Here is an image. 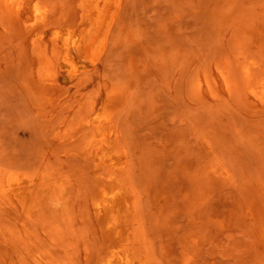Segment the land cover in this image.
Listing matches in <instances>:
<instances>
[{"label": "rangeland", "instance_id": "rangeland-1", "mask_svg": "<svg viewBox=\"0 0 264 264\" xmlns=\"http://www.w3.org/2000/svg\"><path fill=\"white\" fill-rule=\"evenodd\" d=\"M240 2H242V0H112L111 4L104 13V16L102 17V21L100 22V27L94 26L95 23L94 18L97 14L94 11V9L92 10V12L94 11L91 16L92 18L88 16L85 17L84 12L80 9L75 10L77 13L76 18L78 19L71 16L72 18L70 17V20H68L69 22H66L65 24H63V26L60 24L61 26L55 28V30H49L46 32L43 24L41 25L37 24V27L39 26L38 29L41 31L45 39L49 40L52 38L54 34H57L60 35L62 38L64 37L66 39H69L72 43L73 42L75 43V44L74 43L71 44L72 46L70 53V55L75 60V64L66 63L65 59L63 58V54L55 53L51 49L50 45H47L46 48L47 50L45 51V53L36 52L37 49H33L34 46L30 40L31 33L27 34L26 32L23 31L24 32L23 34V32L16 31L15 29L11 28L9 24H7L8 25L7 28V26H5L7 22L5 21L4 23V20L0 19L1 20L0 25L2 24L0 26V31L4 34L3 36V34L0 32V171H13L18 174H27L34 178H37L40 174L43 173H52L58 176L60 175L59 177L61 178L64 177L63 182L57 184L58 185L57 188L51 193L44 194V192L48 188V185H41V187L37 191V194H35L33 207L34 210L37 211V213H35L34 216L40 219L42 218L41 220L38 219L37 221L36 219L35 221L36 217L33 218V216L29 215L25 209L22 208L23 209L22 210L19 207H17L16 209L11 204L9 203L7 204V202H4L2 205H0V264H99L98 262H100L101 264V261H103L102 264H106L110 259L115 258L116 254L114 253V251L118 248L117 246L118 244L116 243H114L111 248L106 244L107 245L105 246L106 248L103 246L104 249H106L105 254L104 252L101 253V251L104 250L101 246L103 243H104L103 245H105V242H103L102 240V233L100 232L101 229L100 228L98 229L100 223L98 220L96 221L97 214L94 208V201L97 197L96 193L98 192V187L100 185V183H98V179L94 171L95 165L94 164L92 165L91 163L89 164V161H86V156L88 155H87V149L85 148L86 147L85 144L84 145L81 144L83 143V141L79 143L71 144L67 140L70 138L71 139L74 138L73 136L76 135L77 132L84 127L85 118L93 117L99 109L105 106L110 107V110L112 109L114 110L115 108L113 107H118L119 109L118 112L119 113L121 112L122 116L124 115L123 117L125 116L128 117L129 115V117L126 119L127 122H125L126 117L120 120L121 114L118 117L116 115L119 113L111 111L113 114V119L115 121L118 120L117 127L115 125L117 130L119 128V125L121 124L120 122L123 123L121 124L122 129L119 128L118 130L121 133L119 134L122 135V137L120 136L122 140L120 141V149L122 147V150L125 151L130 150L128 149L130 147V145L128 147V144H132L131 145L132 149L130 150L131 152L130 151L126 152L127 154L124 156V160H122V162H125V166L128 164L125 168V170L127 171H125L124 173L127 179L129 178L128 176L129 173L132 172V169L135 167L133 173H130L132 175L130 176V179L131 181H133L134 184L130 180L129 181L131 182L130 185L132 184L131 185L132 188H130V190L134 189V191L132 192H134L136 195L135 208L137 209L136 213L138 211L139 213L137 214L139 215L135 214L131 216L132 218H134V220L133 219L131 220V217L126 218L127 219L126 224L124 225V228L122 230V233H120V235L121 238L125 239L124 236H126V234H129L131 232L130 236L128 235L129 236L128 239H130L128 241L129 245L131 244V242H133V240H131L132 235H135L133 237L134 242L132 243V244L135 243L134 245H138L133 247L135 255L137 253V256H139V254H142L144 256L143 251H145V253L148 254L150 253L149 254L150 256H148V258L151 261L153 259L152 261L153 264H159L160 259H163L160 260L162 262L160 263L163 264V262H166V260L168 259V256H169V260L171 259L170 262L173 260V262H171L170 264L172 263L173 264H251L253 263L252 261H255V263L258 264H264V243L261 237V233H260L261 231L259 230L260 229V227L258 226L259 224L258 222L257 223L255 222L260 220L259 218L260 215L261 217L264 216L263 213L264 197L263 198L260 197V193L264 194V191L261 190L264 187V107H255V105L258 103L256 104L251 103L250 100L247 101L248 99L246 100L242 98V95H239L241 96L239 97L238 95H236L237 93L236 94L234 93V95L233 93H230V90L226 82L223 80L220 74V67H219L220 62H222L224 56L230 53L233 54L235 51V44L237 40L232 34L235 32L238 33V29L236 28L238 24L237 20H239V18L241 20V16L244 15L238 13L241 12L239 11L240 7H238L242 5V3ZM87 4L88 3H86L85 7L88 8ZM65 6L70 8L68 2L64 5V9L62 8L63 4L62 6L60 4L57 7L58 9L56 8L58 10L57 13L61 12V14H63L65 13V10H68V12L66 13L72 15V13H70L71 12L70 9L66 8ZM248 6L250 7L249 11L251 10V13L252 14L254 13V15L259 14L260 12L264 13L263 10L264 0H257L255 3L250 2ZM234 9L236 11H234ZM232 10L234 11L233 12L234 15L233 14L231 15ZM238 14H240L241 16L239 17ZM249 14L250 13H248V15ZM236 16L239 18L235 19ZM233 19L236 20V22L233 21ZM243 20L245 21V18ZM246 21L249 20L247 19ZM233 22L235 23V26ZM255 23L253 26L251 25L249 28H245L244 33L243 32L238 33L244 39L243 41L244 44H247V42L249 43L253 35L258 32ZM41 26H42V30L40 28ZM4 27H6V29L8 30L5 29L4 31ZM5 32L7 35L5 34ZM21 37L22 39H24L22 42L20 41L22 40ZM140 37L143 38L146 42H144ZM164 37L166 39L167 38L170 39L169 44H167L168 39L166 44H163L165 41L163 40ZM140 39L142 44H144L143 47L145 46V49L147 48L150 49V50L147 49L149 52L146 50L148 52L147 54H149L150 52H152L151 53L152 55L155 54L153 53L154 48L152 46L155 45V50L159 49V53L161 52V50L162 52L164 51L163 52L164 55H162L161 52L160 53L161 56L160 55L157 56L158 52L156 51L157 52L156 56H153L154 60H152L153 58L151 57L152 55L150 54V58L152 62H155L153 64L149 58V55L147 56L144 55L146 54L144 48H143V52H144L143 54L142 46L139 45L140 42L135 41V40L139 41ZM177 39H179L178 40L179 42L180 40L183 41V42L181 41V44L179 46H178L179 43H174V41L175 40L177 41ZM184 39L187 41H185ZM130 40L134 41V42L131 41L130 45L134 43V46L136 45L137 46L136 47L130 45H129L130 47L126 46L128 42L130 43ZM160 40H162L163 42ZM158 41H160L162 44V45L160 44L161 45L160 47L159 45L157 46V44L159 43ZM136 42L139 44L135 45ZM156 42L157 44H154ZM176 44L178 46L177 48H175ZM163 45H165L164 50L162 47ZM167 45L168 47L171 46L170 47L171 49L170 48L168 49H170L172 52L174 51L172 53L174 57L170 54L171 51L166 49ZM151 46H152V51H151ZM131 47L137 48V50L140 47L139 50L141 53L136 51V49L133 52L131 50L132 49ZM182 47L184 50L182 49ZM32 50L33 52L36 53H33ZM130 50L133 53H130L131 52ZM165 51L167 54L169 52V54L166 55ZM135 52L136 54L134 55ZM137 52H138V56L139 54H142V56L147 58V59L145 58L146 60H149V62L154 65L153 66L151 64V66L155 68H151L150 66H148V68L150 67L149 69L151 70L156 69L155 72L152 71L151 72L152 74H150L151 70L150 71H148L149 69L146 70L147 68L146 66L150 63L146 61L148 64L145 63L146 66L145 64L142 65V63L145 62V60H143L144 57L141 58L142 56L141 57L139 56L141 58L140 61V58L136 57ZM48 54L52 59L48 57ZM52 54L54 56H52ZM184 55L185 57L187 56L189 59L185 58ZM41 56L43 58H47L50 61L55 62L54 79L56 80V86L54 89H51V86L48 83H42L40 81V78H38V76L41 77V73L43 72V67H41L42 64L40 60ZM162 56H164L163 57L164 61ZM165 56L167 58L171 57L169 58L170 60L165 58ZM155 58H157V60ZM159 58L161 59V61H159ZM193 58L195 59L193 64L191 63L192 64L191 65L190 61L192 62ZM181 59L184 62H182ZM171 60H174L172 61L173 64H175L174 62L178 60L177 62L178 64H175L176 65L175 68H173L175 65L171 63ZM188 60L190 61L188 62ZM129 61L132 62L134 61L132 63V69L130 68L131 62ZM137 61H139L140 63L143 61L140 65L141 67L139 66L140 63L137 65L138 63ZM158 61L166 65H163ZM157 62L158 64L156 65ZM128 63H130L129 64L130 66L129 68L131 69L130 72L132 73V75L135 74L136 77H138L139 75L137 76V73H135L136 70L135 71L133 70L138 69L137 72L139 73L141 72L139 71L140 69L141 70L144 69L142 68V66L146 67L144 70H142L143 73L142 72L141 74L139 73L140 76H142V78L144 79L142 80L140 76H139L140 78L138 77L143 81L142 82L143 84L140 82V80L135 78V76L132 78V76H130L131 75L130 72H129L130 75L128 74V68H127ZM183 63H185L184 64L185 66L183 65ZM180 64H182V66ZM195 64H197V67ZM177 65L179 66L177 67ZM188 65L190 66L188 67ZM156 66H158V68H156ZM165 66H169V67H165ZM180 66L182 69H184L187 75L182 70H181L182 74L181 73L179 74ZM193 66L195 70L198 71V73L197 71L194 72L195 70ZM188 68H190V70ZM157 69L160 70V71L158 70L160 74L159 72H157ZM175 69H177L176 72L178 71L176 75L174 74ZM186 70L189 72H187ZM145 73H147L148 76ZM156 73L160 77H158ZM125 74H126V78L124 76ZM142 74H144V76ZM161 74L163 77H161ZM151 75L156 77L157 80L153 77L150 78L149 81L148 77H151ZM171 75L172 76L175 75L173 76L175 80L177 79L176 78L177 76L179 77L178 78L179 80L178 79L176 80L178 81L177 86L176 84H174L176 82ZM182 75L186 77H183ZM196 75H197L196 77L197 79L195 78ZM191 76L196 79V82L194 81V83H192L193 80L190 79L193 78ZM168 77H170L169 78L170 80L166 79ZM237 77H239V75ZM160 78L162 79L160 80ZM123 79H125V81L128 80L127 82L129 83V85L131 81L133 87L131 85L130 88L128 85H127L128 87H126V84H124L125 81L122 82ZM135 79H137L138 81L137 80L135 81ZM145 80H147L146 82L149 81L148 82L149 84L150 82L151 84L153 83L152 80L157 82V83L155 82V88L154 87L151 88V90L153 91L150 90V85L144 82ZM169 81H171L172 83L170 82L171 84H169ZM120 82L125 85V86L121 84L119 85L120 86L119 88H122V90L118 89L117 87V85ZM136 82L140 83V85L137 84ZM186 82H188L190 86ZM163 83L166 84L164 85ZM178 83L181 86L183 85V87L180 86L181 89L184 90V91L182 90L183 93L181 92V90H179L180 87H178ZM190 83L192 85L193 84L195 85L196 83L195 85L196 88L194 87V85L192 86ZM136 84L138 87H140V91L142 92H139V88L136 86ZM157 84L159 89L157 87ZM166 85L169 88L171 87V89H174L175 88L174 86H176L175 91L171 90L172 92L171 91L169 92L170 89L167 90ZM121 86L127 89L129 88L128 92L127 89H123V87ZM135 87L137 88V90H135L136 89ZM146 87L147 89L149 88V93L147 92L148 94L146 93V91L144 93ZM132 88L135 89L133 90ZM177 88H179L178 89L179 91L176 90ZM187 88H189L190 91H194L197 89L198 93L195 91L194 94L193 92V94L197 96L195 97L192 96V93L191 94L188 93V95L190 94L192 98L190 97V95L189 96L187 95L188 96L187 97L186 96L187 93L185 94ZM130 89L133 91H131ZM160 89L165 91L164 92L165 95ZM112 92L113 93L116 92V94L118 95L117 98L118 100H112L113 102H111L109 98ZM131 92H137L138 94L144 93L143 98L142 95H139L140 96L139 97L137 93H135L136 97H134V95ZM167 92L169 93V95L172 94L173 96L176 95L177 93L178 95H176V97L175 96L173 97L171 95L174 98V100L176 99L177 101L175 100L174 102L173 98L171 96L169 97ZM127 93H129L130 97L128 96ZM179 93L181 95H179ZM123 94H125V96L126 95L128 96V97L126 96L125 102L123 99V97L125 96ZM146 94L148 95L147 96L148 98L146 97ZM149 94L150 96L153 95L152 96L153 98L151 97L152 100L149 98ZM166 95H168V97H166ZM137 96L139 98H137ZM162 96H165V98L164 97L163 98L166 102L161 101L163 100ZM145 97L149 100L147 101V99H144ZM179 97L180 98L182 97L183 101L178 100L180 99ZM189 97L191 98L192 102L191 100H189ZM196 100L197 103L196 102L193 103ZM137 101L140 102L141 104L140 107L144 106L145 109H147L145 110L142 107V110H139L140 112L138 113L142 114L148 110L150 112V109H156L153 111V112L156 111L154 113L155 116L153 117L150 116V113L152 114V111L150 113L146 112V114L147 113L149 114L148 117L149 118L151 117L153 120L147 118V115L144 114L146 116L143 117H145L146 120L149 119L146 123H148L149 121L152 122V123H148V125L146 124L147 126L144 125L146 120H144L143 117H140L143 114L140 115L139 117L137 116L138 118L136 117V115L134 116L133 114V112L137 114V111L135 112L134 110L139 109V107H137L139 103L138 105L136 104ZM150 101H152L151 104ZM157 101L159 105L157 104ZM184 102L186 103L184 104ZM146 103L147 105L149 104V107L145 106ZM173 104L175 107L177 104L179 105L175 108L172 107ZM186 104L189 105L187 106ZM155 106L158 107L152 108ZM190 106H192L193 109ZM173 108L175 109L173 110ZM177 108L179 110H176ZM188 108L190 110L192 109V111L189 112ZM162 109L163 111H161ZM129 111L132 113L128 114ZM195 111L196 113H193ZM188 112L190 114L191 113L196 114L194 115L195 117L197 116V119H195V117L193 116V119L195 120V124L198 125L197 128H196L197 125L193 124L194 122L192 120H191L192 124L191 122H189V124H191L190 125L191 128L193 127L195 128V130L194 129L192 130L197 131L193 133L194 135L190 133V131L192 130H190L191 128L189 127V124L187 122L188 119L190 121V119L192 118L190 114L189 115L191 117L188 118ZM132 116L134 118V121H132V123L134 122L133 123L134 127L132 128L135 129L134 130L131 129V131L127 133L129 130V126L131 128L132 125L130 123L131 121L129 122ZM178 116L179 119H177ZM135 117L138 120H144V123L143 121H139L141 123L140 125V123L137 121ZM175 118L177 119V121ZM186 118L188 119L186 120ZM154 119L157 120L159 124H157V122L154 121ZM173 119H175L173 121L174 123L171 124L174 126L170 124V122H172ZM181 120H183L184 126L186 127V128L183 127L185 128L184 130H186L183 131L184 133L186 132V134L183 133V136L184 135L187 136V134L188 136L189 134L195 136L197 134V136L193 138L189 137L190 140L193 139L194 141L195 139H197L195 141L198 142L197 145L200 147L201 150L205 149L206 152L209 150L208 151L209 153H207L208 157L206 156L205 160L203 158L205 157L204 154H206L205 150L200 151L201 155L200 153H197L199 155L195 154L197 152V150L195 151V149L198 147L196 145V142L192 141L193 144L191 143L193 147H195V149L193 150V147H191L192 145L189 144L190 143L189 142L190 140H188L189 138L187 139L186 137H181V136L179 137L180 134L182 135L180 131L181 129L183 130L182 128L183 123H181L182 125L180 130L178 129L180 127V124H176V123L178 121L182 122ZM160 122L162 123L160 124ZM165 122L166 124L169 122L168 124L170 126L168 127L166 124H164ZM115 123L116 122H114V124ZM129 123L131 125H129ZM125 124L127 126V129ZM151 124L155 125V127L152 126ZM175 124L179 126H177V128H171V126L175 127L176 126ZM149 125H151L152 128L154 127L153 130L151 127H149L148 130L151 133H149L146 129L139 130V128H141L142 126L145 128L148 127ZM157 125H159V127H157ZM164 125L167 127L163 128ZM160 126L162 127V129ZM188 127L190 129H188ZM155 128L156 129L160 128L161 130H156ZM166 128H171L170 129L171 131L172 129H174V131L172 132L168 131V129L165 130L167 131V135H166L167 139L169 140L171 139L172 141L170 143H173L172 139L174 138H171V136H173V132L174 133L176 132L175 130H178L177 133L174 134V136L177 135L176 138L174 139L176 140V142L178 141V138H180L179 141L181 140V138L184 141L188 140L187 141L188 143L185 142V148L187 150H185V148L182 149V145H184L182 141L180 142L182 143V145H180L179 142L178 144L176 143L177 144L176 146L178 145L180 146L179 147L180 150L179 149L177 150L178 147L176 148L175 144L174 145L168 144L169 140H167L166 136L164 135L166 134V132L164 131L165 133H163L165 138L163 137V135H160L161 132H163V129ZM136 129L138 130V132L135 131ZM120 130L121 131L124 130V131L121 132ZM130 133L132 136L131 135L130 137L127 136V134L129 135ZM168 133H170L171 135ZM134 135H136V137ZM207 135L208 136L210 135L209 139L211 140L208 139V141H211L212 145L211 142L209 145H208L209 142H206L207 139L205 140V137L207 138L208 137ZM133 137H135L134 140L138 139V143L139 142L142 143L138 144L135 143L137 141L134 142H132L133 140L129 141V138L131 139ZM138 137H140L141 139H139ZM122 138L126 139L125 140L126 142ZM143 142H145V144ZM133 143L137 146V147L135 146L136 149L133 148L134 147ZM69 144L72 146H70ZM162 144H164V146H162ZM74 145L77 146V149H74L76 148ZM138 145H142V147L144 146L145 148L141 147L140 149L139 148L140 146ZM210 145L212 147H210ZM164 147H170V148L163 149ZM189 147L192 148V151H195V153L193 152L188 154L190 155L193 154L192 156H194V158L192 156L191 157L194 161L198 160L196 163L195 162L193 163L192 166L194 168L190 166L192 164L191 162L193 161L192 159H190L191 157H189V159L184 158L185 153L183 152L185 151L189 152L190 149ZM83 148L86 150H84ZM171 148L174 149V150L172 149L173 151L175 150L178 151V153L182 151L184 155L182 153L177 154L176 151L175 154L171 150ZM139 149L143 150V153H140ZM150 150H152L153 152V153L151 152L152 153L151 155H150ZM210 150L213 152L211 153ZM169 151H171V153L173 152V154L171 155ZM129 152L131 154L132 152H134V154L131 155ZM202 152L204 153L203 157H202ZM162 153H164V155ZM147 154L149 155L146 158ZM153 154L156 156H154ZM174 154L177 156L180 155V157L179 156L178 157L184 159L179 160L177 156L174 157ZM210 154H212L213 156V159H211L213 160V162L209 163L210 166L207 163H206L207 165H204L205 167L209 166L208 167L209 169H207L206 167L205 168L206 171L204 170L205 174L202 172L201 174L204 175L203 176L201 175L200 178H202L203 181L207 180L208 182L210 181L209 179L211 176L212 184L210 182L208 183L206 182V184H203L199 176H198L199 180L196 179L197 175L199 174L197 170H199V172H201L200 170L203 171L204 167L200 168V166L202 163L204 164L206 160L212 158ZM130 155L132 156L133 161H130L132 160ZM137 155H139L138 158ZM181 155H183V157ZM151 156L154 157L152 159L154 162H156V160L158 161L159 159L160 161L156 163L152 162L150 160ZM165 156L168 159L170 158L168 156H172L174 160L172 159L171 161L172 158L171 157L170 160L168 161L165 158ZM199 156H201L204 161H201L202 158H200ZM195 157H199L200 160ZM162 158L163 160H161ZM186 159H188V162L190 161L189 163L191 164L190 165L186 164V166L185 165L183 166V164H185L186 162ZM74 160H76L77 162H75ZM144 160H147V162H149V165L146 164L147 162ZM83 161L89 167L84 165L85 163H83ZM167 161L168 163H166ZM170 161L171 163L174 162L173 164L174 166L176 163V168L174 167V169L177 170L172 169L173 167L170 166L171 165ZM179 161L182 162L185 161V162L178 163ZM132 162H135V165ZM161 162L163 163V165ZM131 163L133 165H131ZM150 163L154 168L151 169L149 167ZM140 164H143V166ZM145 164L148 166L145 167L146 166ZM177 164H179V167ZM196 164L197 166L198 164L200 166L197 167ZM213 164H216L217 170L215 169V166ZM219 164L221 165L223 164V165L219 166ZM129 165L132 167H130ZM211 165H213L214 167H212ZM139 166L145 168H140ZM187 166L188 167L190 166L189 168L191 169L192 168L195 169L197 167L198 169L197 170L195 169V171L197 172L196 173L193 172L194 170H191L192 171L191 172ZM89 168H91V172L93 173L90 172V175H87L89 174V171L87 170L88 171V172L86 171L87 174L86 173L84 174L83 170ZM129 168H131L130 172H129ZM100 170L104 171L106 169L103 166ZM141 171H143L142 172L143 174L141 173ZM187 171L188 173H186ZM106 172L108 173V169L106 170ZM134 172H136V175L139 176L134 175ZM170 173H171V177H170ZM193 173H195L196 176ZM81 174L87 176H93L92 174L95 175L94 177H87L88 179L92 178V180L89 179L91 184L92 182L96 183V186L95 184L93 185V187L95 186L94 189L90 186L91 184L89 185L94 193L91 196L92 198H88L90 196L89 191L92 190L89 189V186L86 187L87 184H89L88 183L89 180L85 178L86 176L82 177ZM104 174L106 173L104 172ZM106 175L101 176V180L103 179L105 181ZM133 176L135 177L133 178ZM80 177L84 178L83 180L87 182H81L82 178L78 182ZM136 177H138L139 179L138 178L136 179ZM208 177L209 179H206ZM93 179H95V181H93ZM193 179H195V182L197 181L196 183L198 186L195 185L196 183L194 184ZM136 180L137 182H140L139 185L136 182ZM69 182L71 183L69 184ZM65 183L67 186H65ZM144 183L146 184V187L149 186L150 188L147 187L146 189ZM128 184L129 183H127V186ZM180 184L182 187L181 186L179 187ZM207 184L210 186H208ZM199 185L202 188V190L200 191L204 192L203 194L202 193L200 194H202L203 199H206V201L202 200L201 202H199V197H201V195L198 194L200 191L199 192L197 191V188L200 187ZM205 185L206 187H204ZM70 186L72 188L71 189L72 193L69 190ZM202 186L204 187V189H206L205 191ZM192 187L194 188V190L195 189L196 190L195 191L191 190ZM210 187L211 190L209 192ZM62 188L66 189V195H65L66 199L62 198L63 197V195L61 194ZM186 188L187 189L189 188L188 189L189 191ZM95 189L96 191H94ZM145 189L147 190V192L145 191ZM165 189L167 191V196ZM57 190L59 193H57ZM154 190H156V193H154ZM87 191L89 193H87ZM138 192H140L139 195ZM187 192L189 193L187 194ZM195 192L198 193L196 194ZM194 193L196 194V196L198 195L197 197H195L194 201L199 203L198 205L196 203V205L199 206L200 210H202V207L205 204L204 202H207L210 199L211 203L210 202H209L210 204L207 203L206 207L207 205L208 206L212 205V208H210L211 206H209V209L212 212L209 211L207 207V209H205L204 211H207V213L208 212L211 213L210 215H208L206 212L202 211V213H206L208 215L204 217L205 214H202L201 211H199L198 207L195 206V210L198 209V211L201 213L198 219H200L201 216H203L204 218L201 217V221L194 219V222L192 223L191 216L198 217L197 210L195 211L196 212L195 213L193 211L194 208H192V211L195 214H197L195 215L193 212H190L191 208H189L192 206V204L193 205L195 204V202L194 203L191 202L192 199L194 198ZM205 193L208 196L211 194L210 195L211 197L209 199L204 198L206 197L204 196ZM183 194H185V197H189V198L190 196L188 195L192 194L191 198L192 197L193 198L190 200L191 203H187V201L185 200L186 204H188L189 207L184 203V207L182 208L183 206L182 203L184 201L183 199H185L183 198ZM176 196L179 198L177 199ZM173 197L175 200L173 199ZM180 197L183 198L182 199L183 201L179 200ZM59 198L61 199L60 204L62 206L61 207L62 210L57 211L55 209L56 204L53 205V203H56ZM171 198L172 201L170 200ZM189 198L187 200H189ZM152 199H155L153 200V202L155 201L154 204L151 201ZM167 200H170L171 201L170 203L172 202L174 203V204L173 203L170 204L171 205L170 207L172 208L166 209L167 206H169V203L166 204ZM173 200L177 203L176 206ZM150 201L151 203H149ZM179 201H182V203L180 202L182 206H180L181 204L179 203ZM71 202H73L72 205L75 209L70 204ZM163 202L166 203L162 204ZM202 202L204 204H202L201 205L202 207H200V204ZM260 203H262V205H260ZM139 204L140 207L143 206V209L141 208L142 211L138 206ZM147 204L152 207L147 206ZM9 205L11 210L8 209ZM45 205H48V208L45 209V207H47ZM88 205L90 208L88 207ZM155 205H157L156 208ZM160 205L163 206L164 209L158 210L160 212L152 211L155 209L156 210L159 209L158 206L160 207ZM173 205L174 207L178 208V209L175 208L176 211L174 210ZM185 206L188 207V210H186L187 207ZM180 207L182 208V210L180 209ZM254 208H256L258 212H260L259 216H257L258 212H253V214L257 213L256 215H254L256 216L257 220H254L255 217L250 219V217H252L253 215V214L251 215V211H255L253 210ZM66 209L67 210L70 209V210L67 211ZM72 209H74L73 212ZM146 209L149 210L145 211ZM183 209H185L186 212L185 210L183 211ZM68 212H71V214H67ZM144 212L146 217L145 219H143ZM161 212L165 213V215L164 214L161 215L160 214ZM192 213L194 215H192ZM65 214L67 217H69L66 218L68 219L66 221H65ZM159 214L162 217H160ZM137 216L140 218H138ZM25 217L26 219L33 218L34 221L33 220L31 221V219H28L29 221L28 220L26 221L28 222L27 224L29 225L31 224L30 227H28V225L25 223L24 221L26 220ZM158 217L159 220L156 221ZM207 217H209V219H205ZM203 219H205L206 223L209 222L208 220H210V222L212 221L211 223L209 222L207 224V225L209 224L211 225V227L209 226L210 229L207 225H204L205 222ZM130 220L132 221V223ZM141 220L144 221L140 223ZM60 221L61 222L63 221V223H61ZM89 221L92 223H90ZM138 221L140 223V227L141 226L144 227L147 224L145 226L147 227V229L145 227L144 228L142 227V230L144 229L145 231L148 232L145 233V231L143 230L146 235H144V233L143 234L141 233L143 232L141 229L138 230L140 228L138 225L139 224ZM201 223L205 226L204 227L205 229L206 228L208 229L207 232H205L206 230L204 229L205 230L204 232L206 234H204L203 231L199 230L200 228L201 229L203 228V226L201 227L202 225ZM93 224L95 226H93ZM196 224H199L200 226L197 225L196 227ZM29 228H31V230ZM93 228L99 231H95ZM28 229L32 232H30ZM135 229L137 230V232ZM93 230H94L93 232L94 234L95 232H97L99 235L96 236V238L95 235L92 233ZM134 230L136 234L134 233ZM197 230L198 232H201L199 233L200 235L198 234ZM76 232L79 233L80 236ZM74 233L77 235H75ZM173 234L174 235L176 234L174 236L175 240L178 237L177 239L178 243L181 244L180 241L182 240L184 241V243H182L181 245L179 244V246L182 245L184 246L186 244L185 245L186 248L184 246L185 248L184 251H182V249L179 250V248H183V247H178V245L174 246L168 244V242L169 243L172 242V244L175 242L174 239L172 238ZM142 235L145 236V237L143 236L144 239H142ZM201 235H205L206 238L205 242H203V244L205 245L204 250L202 248L204 246L202 245L201 242L202 241L201 238L204 240L203 238L204 236L201 237ZM10 236L12 237V239L9 238ZM71 236H73V238H71ZM146 236L148 239H146ZM197 236H200V238L199 237L196 238ZM168 237H171L169 238L170 241ZM149 238L152 240L150 241ZM21 239L24 240L25 243L24 241L22 242ZM135 239L137 240L142 239V242L144 244L141 243V240L139 242ZM96 240H98L97 241L99 242L98 244H96ZM148 240L149 242L145 243V241ZM16 242H18L19 245ZM120 242L121 241H119V243ZM206 242L207 244H205ZM178 243L175 242L174 244H178ZM140 244L144 245L143 246L144 248L147 244V247L144 249L143 247H141ZM169 245L174 248L173 249L171 247L170 250L173 249L174 251L175 247L178 248L173 253L174 254L173 256L170 255L172 254V251L170 252V250L166 248ZM95 246L96 247L98 246L96 249L99 255H97L98 253L96 252V249L94 250ZM148 246L153 248L152 249L150 247L148 248ZM136 247L137 248L140 247V249L139 248L137 249ZM101 248L103 250H101ZM141 249H143V251ZM253 249L255 251L257 250L258 251L256 252V255L251 256L249 252L252 251ZM254 250L252 254H255ZM94 251L97 254L94 253ZM107 251L111 255L106 254ZM167 251H169L170 253ZM69 252L71 253L70 256H69L70 254ZM151 252L153 253L152 255L156 257L153 258ZM102 254H104L105 257L104 256L103 257L106 260H104L103 257L100 259ZM200 254L202 255L200 256ZM253 256H255V258ZM97 257L99 260H97ZM156 258L157 259L160 258V259H158L157 261ZM164 258L167 259L165 260ZM251 258H253V260ZM154 260L157 261L158 263H155Z\"/></svg>", "mask_w": 264, "mask_h": 264}, {"label": "bare ground", "instance_id": "bare-ground-1", "mask_svg": "<svg viewBox=\"0 0 264 264\" xmlns=\"http://www.w3.org/2000/svg\"><path fill=\"white\" fill-rule=\"evenodd\" d=\"M257 0H242V2H240V3H242V5L241 6H238V7H240V10L239 11H241V12H238V13H240L241 15H243V16H241L240 14H238L239 15V17L241 16V20H240V18L239 17H235V19H237V18H239V20H237L238 22V24H237V29H238V33H241V32H243L244 33V29L245 28H249L251 25L253 26L254 25V23L255 22H258V23H255L256 24V27H257V33L256 34H254L253 35V37H252V39L250 40V42L248 43L247 42V44H244V39L241 37V35H239L237 32H235V33H233L232 35L235 37V39L237 40V42H236V44H235V51H234V53L233 54H226V56H224V58H223V60H222V62H220V74H221V76H222V78H223V80L226 82V84H227V86H228V88H229V90H230V93H233V95H234V93L236 94V95H242V98H244V99H248L247 101H251V103H258V104H256L255 105V107H264V13L263 12H260L259 14H255L254 15V13L252 14L251 13V10L249 11V6H248V4L250 3V2H256ZM59 2H60V0H0V19H2V20H4V23H5V21L7 22L6 23V25L5 26H7V28H8V25L7 24H9L10 26H11V28H13V29H15L16 31H21V32H26L27 34L28 33H31L30 34V36H31V42H32V44H33V46H34V48L33 49H37L36 50V52H39V53H45V51L47 50L46 48H47V45H50L51 46V49L55 52V53H62L63 54V58L65 59V62L66 63H69V64H75V60H74V58L70 55V53H71V44H73L69 39H66V38H62L60 35H57V34H54L53 36H52V38L51 39H45L44 37H43V35H42V33H41V31L38 29V27H37V24H43L44 25V29H45V31L47 32V31H49V30H55V28H57V27H59V26H63V24H65L66 22H69L68 20H70V17L72 16V17H77L76 15H77V13H76V11L75 10H82L83 12H84V14H85V17H91L92 16V13L95 11L97 14H96V16H95V18H94V20H95V23H94V26H97V27H100V22L102 21V17L104 16V13L106 12V10H107V8L109 7V5L111 4V2H112V0H61V2H60V4H61V6H62V4H63V9H64V5L68 2V4H69V6H70V8H68V7H66V8H68V9H70V13H72V15H70V14H68V13H66V12H68V10H65V13H63V14H61V12H58L57 13V7L60 5L59 4ZM86 3H88L87 4V6H88V8L87 7H85V5H86ZM237 6V5H236ZM57 8V9H56ZM60 9V8H59ZM94 9V11L92 12V10ZM264 10V9H263ZM61 11V10H60ZM234 11H236L235 9H234ZM233 10H232V13H231V15L233 14V12H234ZM78 12V11H77ZM242 12H244V13H242ZM237 13V12H236ZM248 13H250L249 15H248ZM262 13V14H261ZM60 14V15H59ZM246 14V15H245ZM261 14V15H260ZM234 15V14H233ZM260 15V16H259ZM71 17V18H72ZM243 17V18H242ZM92 18V17H91ZM245 18V21L243 20ZM251 22V24H250V22L249 21H246L247 19ZM76 19H78V18H76ZM1 21V20H0ZM233 21H235L236 22V20H234L233 19ZM3 22V21H2ZM1 22V23H2ZM75 23V22H74ZM73 23V24H74ZM61 24V25H60ZM233 24H234V26H235V23L233 22ZM2 25V24H1ZM0 25V26H1ZM115 25V24H114ZM249 25V26H248ZM75 26V25H74ZM73 26V27H74ZM79 26V25H78ZM77 26V27H78ZM73 27H72V29H73ZM233 27V26H232ZM255 27V28H256ZM41 28V30H42V26L40 27ZM2 29H3V27H2ZM5 29H6V27H4V31H5ZM43 29V30H44ZM235 29V28H234ZM6 30H8V29H6ZM233 30V29H232ZM236 30V29H235ZM3 31V30H2ZM1 32V31H0ZM24 32H23V34H24ZM2 33V32H1ZM255 33V32H254ZM3 34V33H2ZM5 34H6V32H5ZM11 34V33H10ZM50 34V33H49ZM7 35V34H6ZM51 35V34H50ZM246 35H247V33H246ZM3 36H4V34H3ZM29 36V37H30ZM20 37V36H19ZM23 37V36H22ZM22 37H21V39H22ZM28 37V36H27ZM160 37H162V36H160ZM159 37V38H160ZM166 37V36H165ZM164 37V39L163 40H165L164 41V43L163 44H166V42H167V39H168V43L167 44H169V42H170V36H169V38H165ZM246 37V36H245ZM24 38V37H23ZM26 38V37H25ZM141 38V37H140ZM159 38H158V40H159ZM171 38H174V37H171ZM144 42H146L143 38H141ZM141 39L138 41V40H135V41H137V42H140V44L139 43H135V45L136 44H139V45H141L142 46V52H143V48H144V51H146L147 49L148 50H150L149 48H147V49H145V46L143 47V45L144 44H142V42H141ZM161 39V38H160ZM247 39V38H246ZM24 39H22V40H20L21 42L23 41ZM29 40V41H30ZM134 40V39H133ZM133 40H130V43L128 44L127 43V45L126 46H129L130 44H131V41H133ZM174 40V39H173ZM173 40H172V42H173ZM179 39H177V41H178ZM185 40V39H184ZM160 41H162V40H160ZM160 41H158L159 43L157 44V42L156 43H154V44H157V46L159 45V47L162 45L161 44V42ZM176 41V40H175ZM174 41V43H179L178 44V46L181 44V41L182 40H180V42L178 41H176L175 42ZM185 41H187V40H185ZM24 42H26V41H24ZM134 42V41H133ZM132 42V43H133ZM143 42V43H144ZM163 42V41H162ZM183 42V41H182ZM245 42H246V40H245ZM75 44V43H74ZM146 44V43H145ZM161 44V45H160ZM188 44V43H187ZM148 45V44H147ZM146 45V46H147ZM130 46H134V43L132 44V45H130ZM129 46V47H130ZM137 46V45H136ZM136 46H134V47H136ZM140 46V47H141ZM153 46V50H154V52L153 53H155L154 55H152L151 53L152 52H150L149 54H147L148 52L146 51V54H144V52H143V54L145 55V56H147V55H149V58H150V54L152 55L151 57L153 58L152 60H154V57L153 56H156V53H157V56L158 55H160V53L162 52V50H161V48H160V50H161V52L159 53V49H157V50H155V45H152ZM152 46H151V51H152ZM164 46L165 45H163L162 47H163V50L165 49L164 48ZM176 47L175 48H177L178 46H177V44L175 45ZM128 47V48H129ZM133 47V48H134ZM139 47V48H140ZM171 47V46H170ZM170 47H168V45H167V50H170L171 48ZM174 47V46H173ZM132 48V47H131ZM133 48L131 49L133 52L135 51V49H136V51H138V52H140V50H139V48H138V50H137V48H134V50H133ZM168 48H170V49H168ZM130 49V48H129ZM174 49V48H173ZM172 49V50H173ZM182 49H183V47H182ZM130 50V51H131ZM184 50V49H183ZM49 51H50V49H49ZM130 52V53H133V52ZM157 51V52H156ZM171 51V50H170ZM176 51V50H175ZM32 52H33V50H32ZM36 52H33V53H36ZM138 52H137V58H140L141 56H142V54H139V56H138ZM164 52V51H163ZM163 52H162V55H164L163 54ZM168 52V51H167ZM174 52V51H173ZM172 51H171V55H172V53H173ZM185 52H187V51H185ZM193 52V51H192ZM49 53V52H48ZM141 53V52H140ZM136 54V52L134 53V55ZM165 54L166 55H168L169 54V52H168V54L166 53V51H165ZM186 54H188V53H186ZM185 54V55H186ZM190 54V53H189ZM37 55V54H36ZM42 55V54H41ZM45 55V54H44ZM43 55V56H44ZM57 55V54H56ZM131 55H133V54H131ZM177 55V54H176ZM185 55H184V57H185ZM52 56H54L53 54H52ZM161 56V55H160ZM173 56V55H172ZM179 56V55H178ZM193 56V55H192ZM191 56V57H192ZM46 57V56H45ZM48 57H50V55L48 54ZM130 57H132V56H130ZM135 57V56H134ZM144 56H142L141 58H143ZM164 56H162V58H163ZM174 57V56H173ZM141 58H140V61H141ZM146 57H144V59L143 60H145V62L144 63H142V65H144L145 63H147L146 61H148V63H150L149 62V60H146L145 59ZM165 58H167L166 56H165ZM169 58H171V57H169ZM169 58H167V59H169ZM180 58H181V56H180ZM185 58H188L187 56L185 57ZM50 59H52L51 57H50ZM134 59V58H133ZM156 60H157V58H155ZM173 59V58H172ZM176 59H177V57H176ZM189 59V58H188ZM191 59V58H190ZM194 59L195 58H193V61L191 62L190 60H188V62L190 61V64L192 63L193 64V62H194ZM40 60H41V64H42V66L41 67H43V72L41 73V77H39L38 76V78H40V81L42 82V83H48L50 86H51V89H54L55 88V86H56V80L54 79V77H55V62H53V61H50L49 59H47V58H43L42 56L40 57ZM132 60V59H131ZM150 60H151V58H150ZM152 60H151V62H152ZM170 60V59H169ZM179 60V59H178ZM178 60L177 61H175L174 63L175 64H178L177 62H178ZM159 61H161V59L159 58ZM158 61V62H159ZM163 61H164V58H163ZM172 61H174V60H171V63H172ZM181 61H182V59H181ZM129 62H131V67L129 66V64L130 63H128V66H127V68H128V74L130 75V70L132 69V63L134 62H132V61H129ZM138 62V63H137ZM136 63H137V65L140 63L139 61H137ZM158 62L156 63V65L158 64ZM170 62V61H169ZM182 62H184V61H182ZM181 62V63H182ZM186 62H187V59H186ZM141 63L139 64V66L141 65ZM147 63V64H148ZM153 64L155 63V62H152ZM152 63H150V64H148L147 66H146V64H145V66L147 67H143L142 66V68H146V70L147 69H149L150 67L151 68H155V67H153L154 65L152 64ZM159 63H162V62H159ZM151 64L153 65V66H151ZM163 64V63H162ZM168 64V63H167ZM173 64V63H172ZM175 64H173V65H175ZM185 63H183V65H184ZM191 64V65H192ZM159 65H161V64H159ZM163 65H166V64H163ZM181 66H182V64H180ZM196 65V67H197V64H195ZM148 66H150L149 68H148ZM179 65H177V67H178ZM181 66H180V71H179V74L182 72V71H184V69H182L181 68ZM185 66V65H184ZM184 66H183V68H184ZM190 65H188V67H189ZM131 69H130V68ZM141 67V66H140ZM165 67H169V66H165ZM176 67V65L173 67V68H175ZM156 68H158V66H156ZM164 68V67H163ZM172 68V67H171ZM193 68H194V66H193ZM192 68V69H193ZM144 69H142V70H144ZM166 69V68H165ZM169 69V68H168ZM186 69V68H185ZM189 70H190V68H188ZM187 69V70H188ZM136 70V71H135ZM142 70L140 69L139 71H141L142 72ZM151 69H149L148 71H150ZM156 70V69H155ZM155 70H151L150 71V74H152L151 72L152 71H154L155 72ZM159 69H157V72H159L158 71ZM164 70V69H163ZM176 70L177 69H175V72H174V74L176 75V73L178 72H176ZM182 70V71H181ZM186 70V71H187ZM194 70H195V68H194ZM193 70V71H194ZM39 71V70H38ZM133 71H135V73H137V76L139 75L140 76V74H141V72H137L138 71V69H134ZM166 71V70H165ZM165 71H164V73H165ZM197 70H195L194 72H196ZM130 72V73H129ZM145 72V71H144ZM147 72V71H146ZM153 72V73H154ZM163 72V71H162ZM185 72V71H184ZM187 72H189V71H187ZM193 72V73H194ZM126 73H127V71H126ZM143 73V72H142ZM170 73V72H169ZM169 73H167V74H169ZM172 73H173V71H172ZM171 73V74H172ZM186 73V72H185ZM191 73V72H190ZM190 73H189V75H190ZM197 73H198V71H197ZM196 73V74H197ZM39 74V73H38ZM147 76H148V74L147 73H145ZM157 74V73H156ZM159 74H160V72H159ZM166 74V75H167ZM182 74V73H181ZM195 74V73H194ZM143 76H144V74H142ZM175 75H173V76H175ZM186 75H187V73H186ZM239 75V77H237ZM125 76V78H126V74L124 75ZM130 76H132V78L135 76V78H137L138 80H140V82L142 83L143 81V79L144 78H142V76H140L141 78H142V80L141 79H139L138 77H136V75L134 74V75H132V73H131V75ZM146 76V77H147ZM150 76V75H149ZM157 76L158 77H160L158 74H157ZM165 76V75H164ZM172 76V75H171ZM172 76V77H173ZM183 77H186V76H184V75H182ZM154 76L153 75H151V77H148V79H149V81H150V78H153ZM161 77H163L162 76V74H161ZM188 77V76H187ZM192 77V76H191ZM197 77V75L195 76V78ZM124 78V77H123ZM156 80H157V78L156 77H154ZM165 78V77H164ZM170 77H168V78H166V79H169ZM177 79L179 78L178 76L176 77ZM193 78V77H192ZM195 78H193V79H190V80H193V82L192 83H194V81L196 82V79ZM239 78V79H238ZM241 78V79H240ZM137 79H135V81L137 80ZM147 79V80H148ZM162 78H160V80H161ZM173 79H174V77H173ZM176 79V80H177ZM183 79V78H182ZM187 79V78H186ZM137 80V81H138ZM147 80H145L144 82H146ZM170 80V79H169ZM175 80V79H174ZM175 80V82L176 83H174V84H176V86H177V82L178 81H176ZM179 80V79H178ZM181 80V79H180ZM189 80V81H190ZM241 80H242V82H241ZM121 81V80H120ZM125 81V79H123L122 80V82H124ZM128 80H126L125 81V83L124 84H126V87H128L129 86V88L132 86V83H131V81H130V85H129V83L127 82ZM148 81V82H149ZM182 81V80H181ZM184 81H185V78H184ZM127 82V83H126ZM148 82H146V84H149ZM152 84H151V82H150V90H151V88H155V82L156 81H153L152 80ZM163 82H166V81H163ZM171 81H169V84H171L170 83ZM137 84H139L140 85V83H138V82H136ZM157 83V82H156ZM182 83H184V82H182ZM187 84H188V82H186ZM38 84V83H37ZM41 84V83H40ZM123 85V86H125L124 84H122L121 82L117 85V87H118V89H120V90H122V88H119L120 86L119 85ZM137 84H136V86H137ZM143 84V83H142ZM145 84V83H144ZM164 84V83H163ZM166 84V83H165ZM164 84V85H165ZM168 84V85H169ZM191 84V83H190ZM128 85V86H127ZM151 85H152V87H151ZM189 85V84H188ZM192 85V84H191ZM194 85V84H193ZM192 85V86H193ZM195 85H196V83H195ZM194 85V87L196 88V86ZM123 86H121V87H123ZM146 86V85H145ZM148 86V85H147ZM167 86V85H166ZM176 86H174L175 88H176ZM181 85H179V83H178V87H180ZM190 86V85H189ZM133 87V86H132ZM138 87V86H137ZM157 87H158V84H157ZM181 87H183V85L181 86ZM181 87H180V89L179 88H177L176 90L177 91H179V90H181V92H182V90L183 89H181ZM188 87V86H187ZM45 88H47V87H45ZM128 88V89H129ZM136 88V87H135ZM134 88V89H135ZM139 88V92H142V91H140V87H138ZM145 88V87H144ZM175 88L174 89H171V87L169 88L168 86H167V90L168 89H170L169 90V92L171 91V90H174L175 91ZM190 88H192V87H190ZM114 89V88H113ZM123 89H127V88H124L123 87ZM128 89H127V92H128ZM133 89V88H132ZM133 89V90H134ZM158 89H159V87H158ZM179 89V90H178ZM186 89V88H185ZM131 90V89H130ZM133 90H131V91H133ZM135 90H137V88L135 89ZM148 90V91H147ZM155 90V89H154ZM161 90V89H160ZM187 90H188V92H187ZM187 90H186V92H185V94H186V96L188 95V93H192V96H197V95H194L195 94V91L197 92L198 90L196 89V90H194V89H191V90H194V91H190L189 90V88H187ZM145 91H146V93L148 92L149 93V88L147 89V87H146V89L144 90V93H145ZM151 91H153V90H151ZM156 91V90H155ZM154 91V92H155ZM162 92H163V94H164V92L165 91H163V90H161ZM176 91V92H177ZM184 91V90H183ZM119 92V91H118ZM121 92V91H120ZM125 92V91H124ZM123 92V93H124ZM172 92V91H171ZM175 92V93H176ZM193 92H194V94H193ZM133 95H134V97H136L135 95V93H137V92H131ZM143 93V94H144ZM147 93V94H148ZM151 93V92H150ZM157 93V92H156ZM160 93V92H159ZM168 93V92H167ZM166 93V94H167ZM183 93V92H182ZM198 93V92H197ZM128 94V96H129V93H127ZM131 94V95H132ZM138 94V93H137ZM143 94L141 93V94H138V96L139 95H142V98H143ZM146 94V97L148 96ZM152 94V93H151ZM171 94V93H170ZM189 94V95H190ZM124 96H125V94H123ZM123 95H122V97H123ZM157 95V94H156ZM161 95V94H160ZM165 95V94H164ZM168 95H169V93H168ZM168 95H166V97H168ZM172 95V94H171ZM171 95H169V97L171 96ZM176 95H178L177 93H176ZM176 95H174L175 97H176ZM179 95H181L180 93H179ZM188 95V96H189ZM127 96V95H126ZM126 96L125 97H123V99H124V102H125V100H126ZM127 96V97H128ZM137 96V98H139ZM153 96V95H152ZM152 96H150V94H149V98L151 99V97ZM158 96V95H157ZM173 96V95H172ZM171 96V97H172ZM173 96V97H174ZM187 96V97H188ZM237 96V97H238ZM121 97V96H120ZM130 97V96H129ZM144 98V99H147V98ZM165 98V96H162V98ZM172 97V98H173ZM182 97H183V95H182ZM180 98V99H178V100H180V101H183V98ZM190 97H191V95H190ZM189 97V100H191V98ZM239 97H241V96H239ZM108 98V97H107ZM110 101L111 102H113L112 100H118L117 98H118V95L116 94V92L115 93H113L112 92V94H110ZM108 98V99H109ZM131 98H132V96H131ZM130 98V99H131ZM153 98V97H152ZM164 98H163V100H161V98H160V100L161 101H164V102H166L165 100H164ZM129 99V98H128ZM140 100H142V99H140ZM149 99H147V101H148ZM152 100V99H151ZM156 100H157V98H156ZM176 100V99H175ZM175 100H174V98H173V101L175 102ZM193 100H195V99H193ZM198 100V99H197ZM197 100L196 101H194L193 103H197ZM139 101V100H138ZM137 101V105H138V103H139V105L137 106V107H139V109L138 110H134L135 112L137 111V114H135L134 112H133V114H134V116L136 115V117L138 116H140V115H142V116H140V117H143V116H146L147 115V118H149L148 117V113L146 114V112H149V110L148 111H145L144 113H138V112H140L139 110H142V107L145 109V107L144 106H142V107H140L141 106V104H140V102H138ZM142 101H144V100H142ZM146 101V100H145ZM146 101V102H147ZM177 101V100H176ZM185 101V100H184ZM110 102V103H111ZM123 102V103H124ZM151 102L152 101H150V104H151ZM163 102V103H164ZM191 102H192V100H191ZM143 103V102H142ZM148 103V102H147ZM147 103H146V107L148 106L149 107V104L147 105ZM154 103V102H153ZM156 103V102H155ZM161 103V102H160ZM177 103V102H176ZM186 102H184V104H185ZM112 104V103H111ZM111 104H109V105H111ZM157 104H158V101H157ZM162 104V103H161ZM166 104V103H165ZM164 104V105H165ZM181 104H183V103H181ZM180 104V105H181ZM113 105V104H112ZM142 105H144V104H142ZM153 105V104H152ZM159 105V104H158ZM163 105V106H164ZM179 104H177L176 105V107L178 106ZM187 106L189 105V104H186ZM114 106V105H113ZM169 106V105H168ZM184 106V105H183ZM134 107V106H133ZM137 107H136V109H137ZM151 107V106H150ZM156 107H158V106H155V107H152V108H156ZM172 107H175L174 106V104H173V106ZM175 107V108H176ZM191 108H192V106H190ZM189 107V108H190ZM196 107V106H195ZM194 107V108H195ZM113 108H117L116 110L114 109H112V110H110V107H107V106H105V107H103V108H101V109H99L97 112H96V114L93 116V117H87V118H85V121H84V127L80 130V131H78L77 132V134L76 135H74L73 137L74 138H70V139H67L71 144H75V143H79V142H81V141H83V143H81V144H85V148L87 149V155L88 156H86V161H89V164L91 163L92 165L94 164L95 166H94V171H95V173H96V176H97V179H98V183H100V185H99V187H98V192L96 193V195H97V197H96V199H95V201H94V208H95V211H96V214H97V216H98V218H97V216H96V221L98 220L99 221V223H100V225H101V227H100V225H99V227H98V229L100 228L101 230H100V232L102 233V240H103V242H105V245H103L102 244V248L104 249V247L105 246H109L110 248L113 246V244L114 243H116V244H118L117 246H118V248L114 251V253L116 254V256H115V258H113V259H110L106 264H153L152 263V261H153V259H152V261L148 258V256H150L148 253H145V251H143V249H141L143 252H144V256L142 255V254H139V256H137V253H136V255H135V253H134V250H133V247H135V246H138V245H134V244H132L133 242H134V239H133V237L135 236V235H132V238H131V240H133V242H131V244L133 245H129V243H128V241L130 240V239H128V237L130 236V234H131V232L129 233V232H127V233H129V234H126V236H124L125 237V239L124 238H121V235H120V233H122V230H123V228H124V225L126 224V221H127V219L126 218H128V217H131V216H133V215H135V214H137V213H139L138 211H137V213H136V208H135V202H136V195H135V193L134 192H132V191H134V189H131L130 190V188H132L131 187V185H130V183L132 182L133 183V181H131V179H130V176H132L130 173H133V170H134V168L132 169V172H130L131 170V168H129V178L127 179L126 177H125V175H124V173H125V171H127V170H125V168H126V166L128 165H126L125 166V162H122V160H124V156L127 154L126 152L127 151H130L132 148H131V145L132 144H128V147H129V145H130V147L128 148V149H130V150H127V151H125V150H122V147H121V149H120V141H122L121 140V137H122V135H120L121 133L118 131L119 130V128L120 129H122V126H121V124H123L122 122H120L121 124L119 125V128H118V130H117V124H118V120H114L113 119V114H112V112L114 111V112H116V113H119L118 111H119V109H118V107H113ZM120 108V107H119ZM135 108V107H134ZM165 108V107H164ZM175 108H173V110L175 109ZM180 108V107H179ZM188 108V109H189ZM131 109V108H130ZM144 109H143V111H144ZM193 109V108H192ZM192 109L190 110L189 109V112L190 111H192ZM145 110H147V109H145ZM154 110H156V109H150V112L152 111V114L150 113V116H155L154 115V113L156 112H153ZM176 110H179L178 108L176 109ZM112 111V112H111ZM124 111V110H123ZM131 111V110H130ZM128 112V114H130V113H132V112ZM161 111H163V109L161 110ZM166 111V110H165ZM188 112V118L189 117H191L192 116V118L190 119V121H189V119L188 118H186V120H187V122H188V124H189V122H191V124H192V121L194 122L193 124H195V120L193 119V116L194 115H196V114H193V113H196V111L195 112H193V113H189ZM125 113H126V111H125ZM163 113V112H162ZM166 113V112H165ZM121 114V119L120 120H122V119H124L125 117V120L129 117V115H128V117L127 116H125V117H123L122 116V113L120 112L119 114H117L116 116H118L119 117V115ZM139 114V115H138ZM144 114H146V115H144ZM191 116H190V115ZM193 114V115H192ZM178 115V114H177ZM163 116V115H162ZM161 116V117H162ZM166 116V115H165ZM123 117V118H122ZM135 117V118H136ZM137 117V118H138ZM157 117V116H156ZM164 117V116H163ZM195 117V116H194ZM117 118V117H116ZM136 118V119H137ZM143 119L144 120H146L145 119V117H143ZM149 119H151V120H153L151 117L149 118ZM149 119H147L146 121H145V126H147L148 125V123H152V122H148V123H146ZM158 119H159V117H158ZM165 119V118H164ZM176 119V118H175ZM175 119H173L172 120V122H170V124L171 123H174L173 121L175 120ZM177 119H179V116H178V118ZM177 119H176V121H177ZM195 119H197V116L195 117ZM144 120H138L137 119V121L139 122V121H143V123H144ZM192 120V121H191ZM131 121V122H130ZM132 121H134V118H133V116L131 117V120H129V122L132 124H130L129 123V125H131V128H130V126H129V130H128V132L127 133H129V131H131V129L132 130H134L132 127H134L133 126V123H132ZM154 121H156L157 122V120H155L154 119ZM182 122H177L176 124H180V127L178 128L179 130H180V128H181V123H183V120H181ZM114 122H116L115 124H114ZM125 122H127V120L125 121ZM156 122H155V125H156ZM197 122V121H196ZM83 123V122H82ZM140 123V122H139ZM143 123H142V125H143ZM162 122H160V124H161ZM169 123V122H168ZM166 124V122L164 123V124H166L168 127L170 126L169 124ZM127 124V123H126ZM126 124H125V126H126ZM147 124V125H146ZM154 124V123H153ZM157 124H159L158 122H157ZM175 124V125H176ZM191 124H189V127L191 128ZM115 125H116V127H115ZM140 125H141V123H140ZM152 125V124H151ZM149 125L148 127H141V128H139V130H147L149 133H151L148 129H149V127H151L152 128V126H154L155 127V125ZM172 125V124H171ZM195 125H197V124H195ZM125 126H124V128H125ZM167 126H163V128H165V127H167ZM172 126H174V125H172ZM171 126V128H177V126H179V125H176L175 127H172ZM192 126H194V125H192ZM77 127V126H76ZM153 127V128H154ZM157 127H159V125H157ZM161 127V126H160ZM183 127H185L184 126V123H183V125H182V128ZM188 127V129H190ZM198 127V125L196 126V128ZM116 128V129H115ZM144 128V129H143ZM153 128H152V130H153ZM171 128H166V129H163V132H161V134L160 135H163V133H165L166 132V134H164L165 136L167 135V131H165V130H167L168 129V131H170V132H172V131H174V129H172V131L170 130ZM186 128V127H185ZM185 128H183V130L181 129V131H180V133H182V135L180 134L179 135V133H178V135H179V137L181 136V137H186L187 139L190 137V138H193V137H195V136H197V134L195 135V136H193L194 134V132H197V131H193L192 129H194L195 130V128L193 127V128H191L190 130H192V131H190V133H192V134H189V136H188V134H187V136L186 135H184L183 136V131H186V130H184ZM126 129H127V126H126ZM156 129V128H155ZM161 129H162V127H161ZM160 128H158V129H156V130H161ZM73 130V129H72ZM121 131V130H120ZM124 130H122L121 132H123ZM135 131H137L138 132V130L136 129ZM135 131H134V133H135ZM165 131V132H164ZM176 132L175 133H177V131L178 130H175ZM125 132H126V130H125ZM153 132H155V131H153ZM120 133V134H119ZM140 133V132H139ZM138 133V134H139ZM174 132H173V136H174V134H175ZM138 134H136V135H138ZM148 134V133H147ZM168 134H170V133H168ZM184 134H186V132L184 133ZM207 134H209V133H207ZM72 135V134H71ZM130 135H131V133L128 135L127 134V136H129L130 137ZM136 135H134L135 137H136ZM163 135V137L165 138V136ZM171 135V134H170ZM170 135H169V137H170ZM191 135H192V137H191ZM121 136V137H120ZM127 136H125V137H127ZM132 136V135H131ZM173 136H171V138H176V136L177 135H175L174 137ZM208 136V135H207ZM210 136V135H209ZM205 137V140L207 139V141L206 142H209L208 143V145L210 144V142L211 141H208V139L210 138V137ZM135 137H133V138H129V141H131V140H133L132 142H134V141H137V142H135V143H138V139H136V140H134L135 139ZM145 137H146V135H145ZM139 139H141L140 137H138ZM178 138V137H177ZM190 138L188 139V140H190ZM64 139V138H63ZM123 139V138H122ZM166 139H167V136H166ZM166 139H163V140H166ZM174 139H172L173 140V143H170V142H172L171 141V139L169 140V139H167V140H169L168 141V144H175V147L177 148V150L179 149V145L178 146H176L177 144H178V142H179V144L180 145H182V143H180L181 141L183 142V144L184 145H182V149L183 148H185V142H187L188 140H186V141H184L182 138H181V140L179 141V139L180 138H178V141L176 142V140H174ZM124 141L126 140V139H123ZM195 140H197V139H195ZM193 141V139L192 140H190L189 142V144H191L192 143V141L193 142H196V145H197V141ZM209 140H211V139H209ZM175 141V142H174ZM65 142V141H64ZM84 142H86V143H84ZM126 142V141H125ZM140 143H142V142H139L138 144H140ZM144 144H145V142H143ZM177 143V144H176ZM188 143V142H187ZM187 143H186V145H187ZM134 144V143H133ZM166 144H167V141H166ZM188 144V145H189ZM193 144V143H192ZM191 144V145H192ZM70 145V144H69ZM69 145H67V146H69ZM82 145V146H83ZM143 145V144H142ZM142 145H138V146H140L139 148L141 149V147H142ZM195 145V146H196ZM211 145H212V142H211ZM210 145V147H212ZM65 146V145H64ZM70 146H72V145H70ZM75 146V145H74ZM126 146H127V143H126ZM135 144H134V149H136L135 148ZM159 146V145H158ZM162 146H164V144H162ZM184 146V147H183ZM198 146V145H197ZM76 148H74V149H77V146H75ZM137 147V146H136ZM144 147V146H143ZM142 147V148H143ZM155 147V146H154ZM172 147V146H171ZM191 147H193V145L191 146ZM145 148V147H144ZM162 148V147H161ZM165 148H170V147H164L163 149H165ZM174 148V147H173ZM173 148H171V150L173 149ZM190 148V147H189ZM198 148V149H197ZM196 149H195V147H193V150L195 149V151L197 150V152L195 153V151H192V148H190L189 149V152H187V151H185V150H187L186 148H185V152H183V153H185V156H184V158H188L189 159V157H191L193 154H188V153H195L196 155H199V154H197V153H200V151H204V150H201L200 149V147L198 146ZM204 148H205V146H204ZM82 149V148H81ZM84 149V148H83ZM86 149H84V150H86ZM139 149V150H140ZM162 149V150H163ZM137 150H138V148H137ZM169 150V149H168ZM174 150V149H173ZM172 150V151H173ZM180 150V149H179ZM199 150V151H198ZM212 150V149H211ZM210 150V151H211ZM81 151V150H80ZM134 151V150H133ZM142 151V152H141ZM148 151H149V149H148ZM164 151V150H163ZM162 151V152H163ZM176 151V150H175ZM175 151H173L174 153H175ZM190 151H192V152H190ZM209 151V150H208ZM206 152V150H205V152H206V154H204L203 152H202V157L205 155V157H203L204 158V160H205V158H206V156H207V153H209V152ZM79 152V151H78ZM125 152V153H124ZM131 152V151H130ZM129 152V153H130ZM140 153H143V150H140L139 151ZM152 152V150H150V155L153 153H151ZM170 153H171V151H169ZM173 152L171 153V155L173 154ZM213 151H211V153H212ZM176 153L177 154H180V153H182V151H180L179 153H178V151H176ZM175 153V154H176ZM182 153V154H183ZM131 154V153H130ZM132 154H134V152H132ZM131 154V155H132ZM155 154V153H154ZM153 154V155H154ZM163 155H164V153H162ZM168 154V153H167ZM174 154V157H176L177 155H175ZM204 154V155H203ZM79 155V154H78ZM130 155V156H131ZM141 155H143V154H141ZM140 155V156H141ZM149 154H147L146 155V158H147V156H148ZM163 155H160V156H163ZM170 155V154H169ZM184 155V154H183ZM183 155H181L182 157H183ZM195 155V156H196ZM200 155H201V153H200ZM209 155V154H208ZM211 155V157L212 158H210V159H208V160H206L205 161V163L202 165L201 163H199V164H201V166L198 164V166H200V168L202 167H204V169H203V171L202 170H200L201 172H199V170H197L198 168V166H197V164H196V170L198 171V173L200 174H198L197 175V178L196 179H198L199 180V178L201 177V175L203 176L204 174H205V172H204V170H205V168L207 167V169H209L208 167L210 166V162L212 163L213 162V160H211V159H213V156H212V154H210ZM138 156L139 155H137V158H138ZM154 156H156V155H154ZM179 157H180V155H178ZM177 156V157H178ZM134 157V156H133ZM168 157H172V156H168ZM178 157V158H179ZM193 158H194V156H192ZM192 157L190 158V159H192ZM200 158H202L201 156H199ZM199 157H195V158H198L199 159ZM208 157V156H207ZM210 157V156H209ZM145 158V157H144ZM154 157L153 156H151V161L152 162H154L152 159H153ZM157 158V157H156ZM161 158V157H160ZM165 158H166V156H165ZM170 158L168 159V158H166L168 161L170 160ZM184 158H182V159H184ZM203 158H202V160L201 161H204L203 160ZM131 159H132V156H131ZM172 159L174 160V158L172 157L171 158V161H172ZM181 158H179V160H180ZM181 159V160H182ZM188 159H186V162L185 161H183V162H185V164H183V166L185 165L186 166V164H188V165H190L191 163V165L190 166H192L193 165V163L195 162H197L198 160H196V161H194L193 159V161L191 162V163H189L188 162ZM78 160V159H77ZM148 160V159H147ZM147 160H144V161H146L147 162ZM161 160H163V158L161 159ZM165 160V159H164ZM200 160V159H199ZM75 162H77L76 160H74ZM85 161V160H84ZM83 161V163H85ZM130 161H133V159L132 160H130ZM130 161H129V164H130ZM149 161V160H148ZM158 161H160V159L158 160ZM157 160H156V162H158ZM168 161L166 162V163H168ZM171 161H170V163H171ZM209 161V162H208ZM82 162V161H81ZM141 162H143V161H141ZM156 162H154V163H156ZM180 162H182V161H179L178 163H180ZM182 162V163H183ZM132 163H134V165H135V162H132ZM131 163V165H133ZM140 163V162H139ZM153 163V164H154ZM162 163V162H161ZM161 163H160V165H161ZM169 163V164H170ZM181 163V164H182ZM209 164V166H204V165H207V164ZM144 164V163H143ZM143 164H140V165H142L143 166ZM146 164H148L149 165V162H147ZM145 164V165H146ZM174 164V162H172L171 163V165L170 166H172L171 168L172 169H174V167L176 168V163H175V166L173 165ZM84 165H86V163L84 164ZM148 165H146L145 167H147ZM159 165V166H160ZM162 165H163V163H162ZM178 165V167H179V164H177ZM214 166H215V169H216V164H213ZM213 165H211L212 167H214ZM223 165V164H222ZM221 164H219V166H222ZM87 166V165H86ZM85 166V167H86ZM105 167V169L107 170L108 169V173L106 172V170H104V171H102V170H100L102 167ZM130 166V165H129ZM140 167V168H145V167ZM164 166H165V164H164ZM189 166V167H190ZM87 167H89V166H87ZM130 167H132V166H130ZM138 167V168H139ZM151 169L152 168H154V167H152V165H151V163H150V166H149ZM162 167V166H161ZM182 167V166H181ZM188 167V166H187ZM188 167V168H189ZM193 167V166H192ZM91 168H92V166H91ZM91 168H89V169H86V170H83V173L85 174H87V172L89 171V174H87V175H90V172H91ZM160 168V167H159ZM164 168V167H163ZM186 168V167H185ZM194 168V167H193ZM191 169V168H189L190 169V171L191 170H194L193 172H197V171H195V169ZM157 169V168H156ZM188 169V170H189ZM88 170V171H87ZM136 170V169H135ZM140 170V169H139ZM154 170V169H153ZM174 170H177V169H174ZM186 170V169H185ZM217 170V169H216ZM87 171V172H86ZM93 171V170H92ZM102 171V172H101ZM163 171V170H162ZM165 171V170H164ZM173 171V170H172ZM206 171V170H205ZM208 171V170H207ZM104 172L107 174H104ZM143 171H141V173H142ZM158 172V171H157ZM170 172V171H169ZM192 172V171H191ZM204 173V174H201V173ZM91 173H93V172H91ZM127 173V172H126ZM146 173V172H145ZM149 173H151V172H149ZM160 173V172H159ZM172 173V172H171ZM171 173H170V177H171ZM185 173V172H184ZM183 173V174H184ZM186 173H188V171L186 172ZM190 173V172H189ZM195 173H193V174H195ZM82 175L81 174V176L83 177H85V178H87V177H94L95 175L94 174H92L93 176H87V175ZM139 174V173H138ZM143 174V173H142ZM182 174V173H181ZM192 174V175H193ZM106 175V180L104 181L103 179L101 180V176H105ZM127 175V174H126ZM134 175H136V172H134ZM173 175H174V173H173ZM60 176V175H59ZM58 175H55V174H52V173H43V174H40L37 178H34V177H32V176H30V175H27V174H18V173H16V172H13V171H0V205H2L4 202H7V204L9 203V204H11L12 206H14V208H16L17 209V207H19V208H23V209H25L27 212H28V214L29 215H31V216H33V218H35L36 216H34L35 215V213H37V211L36 210H34V207H33V202H34V196H35V194H37V191H38V189L41 187V185H48V188L46 189V191L44 192V194H48V193H51L52 191H54L56 188H57V184H59V183H62L63 182V178H61V177H59ZM136 176H139V175H136ZM141 176V175H140ZM144 176H145V174H144ZM150 176V175H149ZM155 176V175H154ZM161 176V175H160ZM195 176H196V174H195ZM198 176H199V178H198ZM216 176V175H215ZM82 177H80V179L78 180V182L81 180V178ZM135 176H133V178H134ZM156 177V176H155ZM173 177V176H172ZM175 177H176V175H175ZM174 177V178H175ZM190 177V176H189ZM189 177H187V178H189ZM193 177V176H192ZM132 178V179H133ZM138 177H136V179H137ZM173 178V179H174ZM178 178H180V177H178ZM191 178V177H190ZM84 178H82V180H83ZM88 179V178H87ZM90 180H92V178H89ZM88 179V180H89ZM139 179V178H138ZM162 179V178H161ZM181 179H183V178H181ZM204 179V178H203ZM206 179H209V177L208 178H206ZM211 176H210V181H208V182H210L211 183ZM214 179H216V178H214ZM213 179V180H214ZM81 180V182H87V181H85V180H83L82 181ZM90 180L88 181V183L89 184H87V186L86 187H88L91 183H90ZM99 180H101V181H99ZM131 182H130V181ZM200 180H201V182L203 183V184H206V182H207V180L206 181H203L202 180V178H200ZM93 181H95V179H93ZM134 181H135V179H134ZM168 181V180H167ZM172 181V180H171ZM188 181V180H187ZM186 181V182H187ZM66 182V181H65ZM136 182H137V180H136ZM193 182H194V184L197 182H195V179H193ZM205 182V183H204ZM207 182V183H208ZM214 182V181H213ZM71 182H69V184H70ZM102 183V184H101ZM127 183H129L128 184V186H127ZM138 183V185H139V183L140 182H137ZM200 183V182H199ZM201 183V184H202ZM68 184V185H69ZM95 184V186H96V183H93L92 182V184L90 185L93 189H94V187H93V185ZM134 184V183H133ZM145 184V183H144ZM200 184V185H201ZM212 184V183H211ZM72 185H73V183H72ZM85 185V184H84ZM162 185V184H161ZM167 185V184H166ZM171 185V184H170ZM195 185H197V183L195 184ZM194 185V186H195ZM199 185V186H200ZM208 185V184H207ZM65 186H67L66 185V183H65ZM90 186H89V189L90 190H92L91 188H90ZM134 186V185H133ZM136 186V185H135ZM173 186V185H172ZM181 186V184L179 185V187ZM193 186V187H194ZM198 186V185H197ZM208 186H210V185H208ZM207 186V187H208ZM73 187V186H72ZM137 187V186H136ZM147 187H149V186H147ZM147 187H146V184H145V188L147 189ZM182 187V186H181ZM192 187V189L191 190H193V191H195L194 190V188ZM203 187V186H202ZM204 187H206V185L204 186ZM204 187H203V189H204ZM43 188H44V186H43ZM97 188V187H96ZM134 188V187H133ZM138 188V187H137ZM150 188V187H149ZM149 188H148V190H149ZM199 188V189H198ZM197 188V191L199 192L200 190H202V188H201V186L200 187H198ZM72 188H71V186H70V191H71V193H72V190H71ZM145 189V191L147 192V190ZM179 189V188H178ZM177 189V190H178ZM187 189V188H186ZM189 189V188H188ZM187 189V190H188ZM139 190H141V189H139ZM144 190V189H143ZM157 190V189H156ZM156 190H154V193H156ZM187 190H185V191H187ZM206 189H204V191H205ZM207 190H208V188H207ZM210 190H211V187L209 188V192H210ZM261 190H263L264 191V187L261 189ZM94 191H96V189L94 190ZM165 191H166V189H165ZM184 191V192H185ZM189 191V190H188ZM90 192V193H89ZM87 191V193H89L90 194V196L88 197V198H92L91 196H92V194H94L93 193V190L92 191ZM92 192V193H91ZM179 192V191H178ZM181 192V191H180ZM198 192H195L196 194L198 193ZM57 193H59L58 192V190H57ZM70 193V194H71ZM86 193V194H87ZM139 193L140 192H138V195H139ZM189 192H187V194H188ZM194 193V198L192 199L191 198V196H192V194L191 195H188V196H190V198L189 197H185V194H183V198H185V199H183L182 197H180V199L179 200H186L187 201V203H194L195 201V197H197L196 196V194ZM200 193H204V192H199L198 194L199 195H201V197H199V202H201L202 200L203 201H206V199H203V196H202V194H200ZM208 193V192H207ZM61 194L63 195V199H66L65 197V195H66V189L65 188H62L61 189ZM69 194V195H70ZM86 194H85V197H86ZM150 194V193H149ZM168 194H169V191H168ZM186 194V195H187ZM54 195H56V194H54ZM72 195V194H71ZM148 195V194H147ZM211 195V194H210ZM208 196V195H206V193L204 194V196H206V197H204V198H210L211 196ZM264 194L263 193H260V197H264L263 196ZM88 196V195H87ZM142 196V195H141ZM166 196H167V191H166ZM173 196V195H172ZM182 196V195H181ZM139 198H141V197H139ZM176 198L178 199L179 197H177L176 196ZM189 198V200H187ZM201 198V199H200ZM173 199H174V197H173ZM176 199V200H177ZM192 199V201L190 202V200ZM207 199V200H208ZM68 200V199H67ZM148 200H150V199H148ZM147 200V201H148ZM153 200H155V199H152L151 201L153 202ZM171 201H172V198L170 199ZM170 200H167V203L166 202H163L162 204H168L169 203V206H167V208L166 209H169V208H172V207H170L171 205L170 204H172V203H170L171 201ZM175 200V199H174ZM173 200V201H174ZM182 200V201H183ZM264 200V199H263ZM60 201H61V199L59 198L58 199V201L56 202V203H53V205H55L56 204V206H55V209L57 210V211H60V210H62L61 209V204H60ZM70 201V200H69ZM151 201L149 202V203H151ZM169 201V202H168ZM178 201V200H177ZM182 201H179V203L181 202L182 203ZM183 201V206H182V204L180 205V206H182V208L184 207V203H185V205H187L188 206V204H186V201L184 202ZM197 201V200H196ZM155 202V201H154ZM154 202H153V204H154ZM175 202V201H174ZM210 202V199H209V201H207V202H202L201 204H200V207H202L201 205L202 204H204V206L202 207V210H200V208H199V206H197L199 203H197V202H195V204L193 205L192 204V206L191 207H189V208H191L190 209V212H195L196 210H197V214H198V217H192L190 214V216H191V219H192V223L194 222V219H197L198 221H201V217H203V216H201L200 217V219H198L199 218V216L201 215V213H202V211H204L205 209H207V207H208V210L209 211H211L210 209H209V206H211L210 208H212V205H207V207H206V204L207 203H209ZM45 203H46V201H45ZM72 203L73 202H71L70 204L72 205ZM89 203V202H88ZM146 203V202H145ZM157 203V202H156ZM155 203V204H156ZM196 203H197V205H196ZM211 203V202H210ZM209 203V204H210ZM174 204V203H173ZM86 205V204H85ZM137 205V204H136ZM158 205V204H157ZM157 205H155V208H156V206ZM177 205V203L175 202V206ZM260 205H262V203H260ZM263 205H264V203H263ZM8 206V205H7ZM11 206V207H12ZM45 206H47V207H45ZM44 207H45V209L46 208H48V205H45ZM139 206V208L141 209H143V206H141L140 207V204L138 205ZM147 206H149V207H152V206H150V205H148L147 204ZM146 206V207H147ZM166 206V205H165ZM178 206H179V204H178ZM187 206H185V207H187ZM195 206H197L198 207V209H199V211H201V213L198 211V209H196L195 210ZM6 207V206H5ZM72 207H73V205H72ZM71 207V208H72ZM88 207H89V205H88ZM148 207V208H149ZM162 207V208H161ZM173 207H174V205H173ZM188 207L186 208V210H188ZM196 207V208H197ZM204 207H206V208H204ZM252 207H253V205H252ZM252 207H251V210H252ZM7 208V207H6ZM5 208V209H6ZM13 208V207H12ZM13 208V209H14ZM74 208V207H73ZM90 208V207H89ZM158 208L159 209H155V210H152V211H158V210H161V209H164V207L163 206H161L160 205V207L158 206ZM178 209L177 207H174V210L176 211V209ZM182 208L180 207V209L182 210ZM192 208H194V210L192 211ZM204 208V209H203ZM8 209H10L11 210V208H10V205H9V208ZM7 209V210H8ZM22 209V210H23ZM75 209V208H74ZM74 209H72V212L74 211ZM142 209H141V211H142ZM150 209H152V208H150ZM153 209H154V207H153ZM166 209H165V211H166ZM263 209H264V207H263ZM262 209V210H263ZM67 210V209H66ZM70 209H68L67 211H69ZM90 210V209H89ZM149 209H146L145 211H148ZM181 210H180V212H181ZM185 209H183V211H184ZM186 210H185V212H186ZM253 210H255V211H251V215L253 214V212H258L257 210H256V208H254ZM66 211V212H67ZM164 211V210H163ZM179 211V210H178ZM182 211V212H183ZM249 211H250V209H249ZM89 212V211H88ZM158 212H160V211H158ZM173 212V211H172ZM193 212V213H194ZM204 212H206L207 213V211H204ZM212 212V211H211ZM210 212V213H211ZM64 213V212H63ZM92 213V212H91ZM149 213V212H148ZM152 213V212H151ZM156 213V212H155ZM192 213V215H194ZM206 213H202V214H205L204 215V217L208 214V215H210V213L208 212L207 214ZM259 213L260 212H258V215L257 216H259ZM262 213V212H261ZM264 213V212H263ZM67 214H71V212H68ZM146 214H147V212H146ZM158 214V213H157ZM156 214V215H157ZM161 215H165V213H160ZM159 214V216L160 217H162L161 215ZM186 214H188V213H186ZM197 214H195V215H197ZM257 213H255V214H253L252 215V217H250V219L251 218H254V220H257V218H256V216H254V215H256ZM93 215H94V212H93ZM137 215H139V214H137ZM140 215H141V212H140ZM149 215V214H148ZM207 215V216H208ZM143 216V215H142ZM141 216V217H142ZM58 217V216H57ZM138 217V216H137ZM203 217V218H204ZM212 217V216H211ZM24 218V217H23ZM33 218H27L26 219V217H25V219L26 220H24L25 221V223L27 224L28 222H26L28 219H31V221L33 220ZM59 218V217H58ZM66 218H69V217H67L66 216V214H65V221L66 220H68V219H66ZM138 218H140V217H138ZM146 217H145V212H144V218L143 219H145ZM157 218V217H156ZM259 218H260V220L259 221H255L256 223L258 222V226L260 227V233H261V237H262V240H263V243H264V216L263 217H261V215L259 216ZM258 218V219H259ZM36 219H37V221H38V219H40V218H35V221H36ZM42 219V218H41ZM40 219V220H41ZM62 219V218H61ZM60 219V220H61ZM130 219V218H129ZM134 220V218H132L131 217V220ZM137 219V218H136ZM135 219V220H136ZM142 219V218H141ZM155 219V218H154ZM188 219H189V217H188ZM205 219H209V217H207V218H205ZM205 219H203L204 220V222H205ZM212 219V218H211ZM130 220V221H131ZM139 220V219H138ZM157 220H159V217H158V219H156V221ZM163 220V219H162ZM196 220V221H197ZM29 221V220H28ZM34 221V220H33ZM137 221V220H136ZM144 221V220H143ZM142 220L140 221V223L141 222H143ZM146 221V220H145ZM209 222H210V220H208ZM207 221V222H208ZM61 222V221H60ZM90 222V221H89ZM134 222V221H133ZM208 222V223H209ZM212 222V221H211ZM210 222V223H211ZM33 223V222H32ZM61 223H63V221L61 222ZM90 223H92V222H90ZM97 223V222H96ZM131 223H132V221H131ZM136 223V222H135ZM138 223H139V221H138ZM140 223L138 224L139 225V227H140ZM146 223V222H145ZM196 223V222H195ZM198 223V222H197ZM203 223V222H202ZM201 223V224H202ZM208 223H204V225H207ZM28 225V227H30L31 226V224L29 225V224H27ZM26 225V226H27ZM142 225H144V224H142ZM147 225V224H146ZM145 225V226H146ZM197 225L198 226H200L199 224H196V227H197ZM203 224L201 225V227L203 226V228L201 229H199V228H197V229H199L200 231H203V233L204 234H206L205 232H207L208 231V229L206 228H204L205 226H204ZM212 225H213V223H212ZM62 226H63V224H62ZM93 226H95L94 224H93ZM92 226V227H93ZM144 226V227H145ZM208 227L210 226L211 227V225L209 224V225H207ZM206 226V227H207ZM138 227V228H139ZM142 227L143 226H141L138 230H142ZM143 227V228H144ZM210 227H209V229H210ZM258 227V228H259ZM58 228V227H57ZM96 228V227H95ZM134 228H135V226H134ZM137 228V227H136ZM146 229H147V227H145ZM30 230H31V228H29ZM28 229V230H29ZM94 229V228H93ZM126 229V228H125ZM127 229H128V227H127ZM131 229H132V226H131ZM206 231H205V230ZM29 230V231H30ZM71 230V229H70ZM75 230V229H74ZM95 230V229H94ZM94 230L92 231V233L94 232ZM136 230V229H135ZM135 230H134V233L136 234V232H137V230H136V232H135ZM144 230V229H143ZM142 230V231H143ZM24 231V230H23ZM95 231H99V230H95ZM125 231V230H124ZM133 231V230H132ZM145 231V230H144ZM144 231L143 232H141L142 234L144 233ZM205 231V232H204ZM25 232H26V230H25ZM30 232H32V231H30ZM138 232H140V231H138ZM147 231H145V233H146ZM197 232H198V230H197ZM77 233V232H76ZM97 232H95V238H96V236H99L98 235V233L96 234ZM144 233V235H146ZM148 233V232H147ZM177 233V232H176ZM199 233H201V232H198V234ZM32 234V233H31ZM75 234V233H74ZM78 235H79V233H77ZM77 234H75V235H77ZM133 234V233H132ZM139 234V233H138ZM129 235V236H128ZM144 235H142V239H144ZM170 235V234H169ZM168 235V236H169ZM176 235V234H175ZM174 234L172 235L173 237V239H174V236H175ZM200 235V234H199ZM30 236V235H29ZM80 236V235H79ZM144 236V237H143ZM202 236H204L203 238H204V240L201 238V242H202V245L204 246V247H202L203 248V250H204V248H205V245L203 244V242H205V240H206V238H205V235H201V237ZM28 237V236H27ZM34 237V236H33ZM78 237V236H77ZM137 237V236H136ZM138 237H139V235H138ZM177 237V236H176ZM200 238V236H197L196 238ZM9 238H11L12 239V237L10 236ZM24 238V237H23ZM22 238V239H23ZM71 238H73V236H71ZM99 238V237H98ZM121 238V239H120ZM169 238H171V237H168V239ZM21 239V240H22ZM25 239V238H24ZM142 239H139V240H137V239H135V240H137V241H139L140 242V240H141V243H143L142 242ZM146 239H148L147 238V236H146ZM150 239V238H149ZM177 239H178V237H177ZM176 239V240H177ZM10 240V239H9ZM26 240V239H25ZM152 239H150V241H151ZM175 239H174V241L175 242H177L178 243V240L176 241ZM24 240H22V242H23ZM27 241V240H26ZM98 240H96V244H98L99 242H97ZM119 241H121L120 243H119ZM137 241H136V243H137ZM169 241H170V239H169ZM171 241H172V239H171ZM138 242V243H139ZM149 242V240L148 241H145V243H148ZM164 242H165V240H164ZM174 242V243H175ZM181 242V244L182 243H184V241L182 240V241H180ZM17 244H18V242H16ZM24 243H25V241H24ZM172 244V242H168V244H171V245H178V247H183V248H179V250L180 249H182V251H184V249L186 248V244L184 245L185 246V248H184V246L182 245V246H179V244L180 243H178V244ZM194 243V242H193ZM198 243V242H197ZM107 244V245H106ZM144 244V243H143ZM151 244H152V242H151ZM153 244H155V243H153ZM180 244V245H181ZM205 244H207V242L205 243ZM19 245V244H18ZM130 247H129V246ZM141 245V247H143L144 245H142V244H140ZM149 245H150V243H149ZM201 245V246H202ZM99 246V245H98ZM97 246V247H98ZM104 246V247H103ZM132 246V247H131ZM170 246V245H169ZM169 246H167L166 248H168V250H170L171 249V247L172 246H170V248H169ZM256 246V245H255ZM22 247V246H21ZM96 246H95V248H94V250L97 248ZM147 247V244H146V246H145V248ZM150 246H148V248H149ZM200 247V246H199ZM101 248V250H103ZM106 248V247H105ZM137 248V247H136ZM139 249H140V247H138ZM137 248V249H138ZM144 248V247H143ZM144 248V249H145ZM151 248V247H150ZM153 248V247H152ZM151 248V249H152ZM173 248V247H172ZM198 248V247H197ZM174 249V248H173ZM173 249L172 250H170V252L172 251V254H170L171 256H173L174 254V252H175V250L176 249H178L177 247H175V250L173 251ZM148 250V249H147ZM178 250V251H179ZM200 250V249H199ZM254 250V249H253ZM253 250L252 251H250L249 253L251 254V256L252 255H256V252L258 251H255L256 250V247H255V254H252V252H253ZM18 251V250H17ZM105 251H106V249H104L103 251H101V253H103L104 252V254H105ZM110 251V250H109ZM151 251V250H150ZM96 252L98 253V251H97V249H96ZM95 251H94V253H96ZM112 252V251H111ZM138 252V251H137ZM147 252V251H146ZM153 252V251H152ZM151 252V255L153 254ZM167 252H169V251H167ZM169 252V253H170ZM70 253V252H69ZM93 253V254H94ZM96 253V254H97ZM169 253H168V255H169ZM201 253H202V251H201ZM104 254H102V256L100 257V259L104 256ZM106 254H109V252L107 251V253ZM148 254V255H147ZM68 255V254H67ZM71 255V253L69 254V256ZM97 255H99V253L97 254ZM109 255H111V254H109ZM147 255V256H146ZM202 254H200V256H201ZM262 255V254H261ZM107 256V255H106ZM153 256V255H152ZM167 256V255H166ZM260 256V255H259ZM96 257V256H95ZM105 257V256H104ZM103 257V259L104 260H106L105 258ZM108 257V256H107ZM154 257H156V256H153V258ZM158 257V256H157ZM254 258H255V256H253ZM112 258V257H111ZM201 258V257H200ZM262 258H263V256H262ZM102 259V260H103ZM157 259V258H156ZM158 259H160V258H158ZM158 259H157V261H158ZM165 260L167 259V258H164ZM252 260H253V258H251ZM97 260H99L98 259V257H97ZM160 260H163V259H160ZM159 260V264H161L162 262ZM168 260V261H167ZM166 260V262H163V264L165 263H167V262H169V263H167V264H170L171 262H173V260L170 262V260H169V256H168V259ZM101 261V260H100ZM157 261H155L154 260V262L155 263H158ZM261 261V260H260ZM259 261V262H260ZM102 262L103 261H101V264H102ZM161 262V263H160ZM253 263H251V261H250V263L251 264H258V263H255V261H252ZM95 263V262H94ZM99 264H100V262H98ZM262 263V262H261ZM173 264V263H172Z\"/></svg>", "mask_w": 264, "mask_h": 264}]
</instances>
